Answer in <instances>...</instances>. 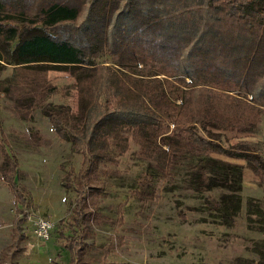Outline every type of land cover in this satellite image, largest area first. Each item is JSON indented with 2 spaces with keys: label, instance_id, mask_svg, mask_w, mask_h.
Masks as SVG:
<instances>
[{
  "label": "trees",
  "instance_id": "1",
  "mask_svg": "<svg viewBox=\"0 0 264 264\" xmlns=\"http://www.w3.org/2000/svg\"><path fill=\"white\" fill-rule=\"evenodd\" d=\"M0 61L62 70L78 82L76 112L43 109L57 135L72 133L70 146L81 156L71 227L88 218L81 211L83 183L93 178L99 161L110 159L111 144L122 154L130 139L162 167L180 148L176 132L195 155L209 150L233 157L193 126L245 128L236 111L227 116L214 107L239 108L230 92L248 95L256 112L264 109V14L255 0H0ZM107 62L111 66L100 65ZM93 78L99 83H80ZM238 153L262 175L256 156ZM1 155L0 173L19 210L26 197L14 180L17 163L4 145ZM240 173V167L207 158L194 184L236 190ZM238 203L232 193L217 201L226 217ZM24 217L13 222L17 240L24 238ZM66 239L77 262L78 238Z\"/></svg>",
  "mask_w": 264,
  "mask_h": 264
},
{
  "label": "rangeland",
  "instance_id": "2",
  "mask_svg": "<svg viewBox=\"0 0 264 264\" xmlns=\"http://www.w3.org/2000/svg\"><path fill=\"white\" fill-rule=\"evenodd\" d=\"M255 3L264 14V0ZM1 65L0 164L4 145L17 163L14 180L26 206L14 211L0 173V264H264V109L256 112L249 106L248 95L229 93L239 108L214 106L227 116L236 111L245 128L193 126L199 137L233 157L209 150L191 153L171 123L168 129L180 148L170 153L165 166L140 154L130 139L122 154L111 144L110 159L99 161L93 178L83 183L86 205L81 211L88 218L71 227L81 156L70 146L72 133L57 135L43 109L76 112L78 82L46 66ZM94 78L80 83H99ZM237 153L256 156L262 175L254 174ZM207 158L240 167L238 189H197L194 175ZM229 193L239 203L226 217L217 201ZM22 214L19 232L24 238L17 240L13 222ZM34 217L56 227L45 241L33 232ZM69 235L78 238L73 242L77 262L65 247Z\"/></svg>",
  "mask_w": 264,
  "mask_h": 264
},
{
  "label": "built area",
  "instance_id": "3",
  "mask_svg": "<svg viewBox=\"0 0 264 264\" xmlns=\"http://www.w3.org/2000/svg\"><path fill=\"white\" fill-rule=\"evenodd\" d=\"M33 232L42 241H45L48 236L49 232L53 226L51 220H48L43 217H34L32 220Z\"/></svg>",
  "mask_w": 264,
  "mask_h": 264
},
{
  "label": "crops",
  "instance_id": "4",
  "mask_svg": "<svg viewBox=\"0 0 264 264\" xmlns=\"http://www.w3.org/2000/svg\"><path fill=\"white\" fill-rule=\"evenodd\" d=\"M2 179H3V178H2ZM5 183H6V182H5ZM17 185H18V184H17ZM6 186H7V185H6ZM7 188H8V187H7ZM8 191H9V190H8ZM9 193H10V192H9ZM10 194H11V193H10ZM11 196H12V194H11ZM12 202H13V196H12ZM14 211L17 212V213H18V211H19L18 208L15 207V205H14ZM16 216H17V215H16ZM16 218H17V217H15V219H16ZM15 219H14V220H15ZM55 229H56V228L54 227L53 230H55Z\"/></svg>",
  "mask_w": 264,
  "mask_h": 264
}]
</instances>
